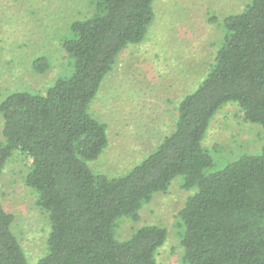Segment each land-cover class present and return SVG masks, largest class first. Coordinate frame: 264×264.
I'll return each instance as SVG.
<instances>
[{"label": "trees", "instance_id": "trees-1", "mask_svg": "<svg viewBox=\"0 0 264 264\" xmlns=\"http://www.w3.org/2000/svg\"><path fill=\"white\" fill-rule=\"evenodd\" d=\"M89 17L58 40L68 70L45 92L18 90L0 102V173L16 153L32 161L25 183L48 214L46 252L35 264H158L168 231L145 225L120 239L123 219L139 221L176 178L193 190L177 218L184 264H264V144L222 168L203 145L220 109L236 104L264 129V0L224 18L223 37L197 88L177 107L175 125L136 166L110 177L89 164L108 147L107 125L90 106L120 54L146 40L154 0H92ZM45 56L32 63L45 74ZM0 202V264H30Z\"/></svg>", "mask_w": 264, "mask_h": 264}, {"label": "rangeland", "instance_id": "rangeland-1", "mask_svg": "<svg viewBox=\"0 0 264 264\" xmlns=\"http://www.w3.org/2000/svg\"><path fill=\"white\" fill-rule=\"evenodd\" d=\"M250 0H154L155 21L146 40L123 51L90 106L108 128V147L89 166L94 173L116 177L136 166L174 125L181 100L194 91L214 58L223 37L224 18L243 10ZM92 0H0V102L20 90L45 92L68 70L58 46L65 30L92 15ZM70 24V25H69ZM45 56L51 68L36 74L33 61ZM3 122L0 115V139ZM264 129L246 123L236 104L218 111L207 131L204 147L217 168L243 154L258 153ZM32 161L14 154L0 173V202L15 215L13 231L28 262L46 252L48 214L37 205L36 192L25 183ZM193 190L176 178L166 193L143 206L139 221L123 219L116 229L127 239L145 225L167 229L158 264H184L177 215Z\"/></svg>", "mask_w": 264, "mask_h": 264}]
</instances>
